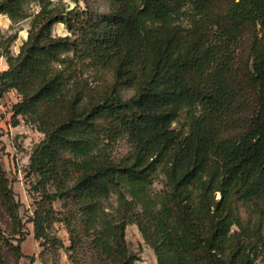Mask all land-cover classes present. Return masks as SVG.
I'll return each instance as SVG.
<instances>
[{
    "label": "trees",
    "instance_id": "1",
    "mask_svg": "<svg viewBox=\"0 0 264 264\" xmlns=\"http://www.w3.org/2000/svg\"><path fill=\"white\" fill-rule=\"evenodd\" d=\"M82 1L0 0L12 23L31 18L18 55L6 53L0 95L16 91L13 117L44 134L29 165L40 203L67 205L80 218L73 248L93 238L105 264L140 260L130 224L158 264H264V0ZM58 24L68 35L53 34ZM120 139L130 149L116 158ZM0 204L20 222L1 164ZM26 237L0 227V264L6 251L25 257Z\"/></svg>",
    "mask_w": 264,
    "mask_h": 264
},
{
    "label": "rangeland",
    "instance_id": "2",
    "mask_svg": "<svg viewBox=\"0 0 264 264\" xmlns=\"http://www.w3.org/2000/svg\"><path fill=\"white\" fill-rule=\"evenodd\" d=\"M62 3L69 9L77 5L85 7L82 0H54ZM101 11H106L107 4L100 2ZM28 11L35 14L39 11L36 3L28 4ZM0 21L2 19L0 18ZM31 18L17 24H10L6 31L0 28V69L6 66V53L18 55L20 47L28 37ZM3 24H0V26ZM55 36H66L68 31L65 26L58 24L53 29ZM17 35V40L9 43V38ZM2 70H0L1 72ZM11 93V92H9ZM17 95V94H16ZM132 92L126 91L125 96L129 97ZM19 96H10L8 93L0 95V129L2 134V151L0 164L11 182L15 200L19 202L20 222H12L0 204V227L7 235L15 233L26 234V240L22 244L25 257L19 261L11 251L5 252L6 264H105L96 254L91 243L93 238H82L79 247H74L72 229L79 228L80 218L72 216V211L62 201L45 204L42 202V192L38 191L39 178L29 170L31 156L36 147L44 139V134L38 131L37 126L31 124L23 117H13V107L19 101ZM183 124L179 122L175 127L181 128ZM130 146L126 139H120L113 147V155L122 158L129 151ZM164 188V177L160 175L156 178L152 187L153 193H158ZM51 206L52 212L49 211ZM118 207V196L113 194L108 200L103 202L102 217L113 220ZM36 211H39V219L43 227V238H35ZM17 236L16 238H18ZM126 240L131 253L137 254L140 258L134 264H158L154 251L148 246L135 224H130L126 229ZM14 245L17 242L14 241Z\"/></svg>",
    "mask_w": 264,
    "mask_h": 264
},
{
    "label": "crops",
    "instance_id": "3",
    "mask_svg": "<svg viewBox=\"0 0 264 264\" xmlns=\"http://www.w3.org/2000/svg\"><path fill=\"white\" fill-rule=\"evenodd\" d=\"M0 18L2 19V21H0V24H3L0 26L1 30L2 31H6L10 24H12L11 20L7 17V16H4V15H0ZM8 69V64L6 63V66L3 65V69H0L2 70L1 72L5 71ZM10 96H18L17 92L16 91H12L11 93H8ZM17 94V95H16Z\"/></svg>",
    "mask_w": 264,
    "mask_h": 264
}]
</instances>
